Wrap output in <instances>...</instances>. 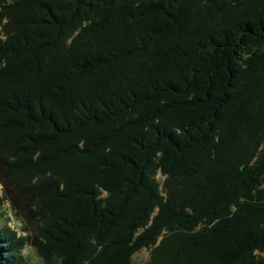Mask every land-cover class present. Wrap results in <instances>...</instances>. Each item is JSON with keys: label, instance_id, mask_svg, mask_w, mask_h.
<instances>
[{"label": "trees", "instance_id": "obj_1", "mask_svg": "<svg viewBox=\"0 0 264 264\" xmlns=\"http://www.w3.org/2000/svg\"><path fill=\"white\" fill-rule=\"evenodd\" d=\"M0 183V264H264V0H0Z\"/></svg>", "mask_w": 264, "mask_h": 264}, {"label": "rangeland", "instance_id": "obj_2", "mask_svg": "<svg viewBox=\"0 0 264 264\" xmlns=\"http://www.w3.org/2000/svg\"><path fill=\"white\" fill-rule=\"evenodd\" d=\"M159 180L163 181L164 176L159 173ZM0 222L8 224L11 228L16 229L18 232L23 230V222L16 212L13 211L10 201L5 197V192L2 184L0 183ZM151 249L143 248L136 252L133 256V264H148L151 260ZM22 254L26 257L29 264H44L43 259L38 252L31 245H27ZM59 264V263H54Z\"/></svg>", "mask_w": 264, "mask_h": 264}]
</instances>
